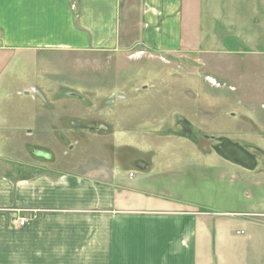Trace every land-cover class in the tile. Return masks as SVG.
I'll use <instances>...</instances> for the list:
<instances>
[{
  "label": "crops",
  "instance_id": "1",
  "mask_svg": "<svg viewBox=\"0 0 264 264\" xmlns=\"http://www.w3.org/2000/svg\"><path fill=\"white\" fill-rule=\"evenodd\" d=\"M199 1L205 4L203 29L197 25ZM239 1L0 0V51H143L189 60L208 53L229 61L224 79L234 76L241 87L248 77H258L262 89L264 50L256 46L263 31L249 38L247 44H254L249 47L217 38L229 34L220 22L229 21L225 3ZM243 58L248 62L236 63ZM7 64L0 63V73ZM203 64L212 68L215 63ZM253 65L261 70L250 74ZM38 90L25 88V95L35 101ZM85 121L67 108L0 110V132H16L23 143L22 154L15 157L0 152V264H264L263 211L212 213L178 204L169 184L164 191L155 189L162 174L151 172L153 165L161 162L158 169L165 172L169 164L178 171L181 159L194 155L192 148L200 151L196 145L179 142L189 148L184 147L187 152L178 162V140L142 143L136 149L141 156L130 157L134 168L120 166L114 158L85 169L81 161L75 170L52 150H45L47 161L33 163L31 153L38 158L39 149L48 146L32 138L47 130L82 133ZM101 124L114 137L120 129ZM56 137L64 156L77 147L75 142L66 149L68 137ZM152 148L155 152H149ZM162 148L173 149V158L165 153L166 160H160ZM22 217L28 219L23 226Z\"/></svg>",
  "mask_w": 264,
  "mask_h": 264
},
{
  "label": "rangeland",
  "instance_id": "2",
  "mask_svg": "<svg viewBox=\"0 0 264 264\" xmlns=\"http://www.w3.org/2000/svg\"><path fill=\"white\" fill-rule=\"evenodd\" d=\"M239 2L225 3L229 21L220 22L223 23L221 28L229 34L217 38L225 40L227 45L249 47L254 45L252 41L247 44L249 38L254 39L257 31H263V40L257 37L256 46L263 51L262 0ZM196 7L199 13L197 25L203 29L207 21L203 12L205 4L199 1ZM207 54H193L195 60H189L179 57L169 59L143 51L118 55L0 51V63H8L0 73V110L67 108L74 115L80 114L86 119V129L82 133L75 130L48 133L46 129L32 138L33 143L43 142L48 146L39 151L52 150L62 162H66L65 165L71 164L70 168L75 170H79L76 168L81 161L85 169L95 164L105 165L114 158L119 160L120 166L134 168L130 157L140 155L136 149L141 150L142 143L154 146L151 143L167 140H178L180 162L183 157L180 155H185L187 150L183 144L180 147L179 142L192 143L164 129L167 128L165 125H171L178 132L176 115L192 117L191 121L195 124L219 135L236 140L244 135L243 140L261 146L249 147L259 158L257 166L252 169L223 161L211 146L205 145L203 152L201 147V152L192 148L194 155L189 160L181 159L178 171L168 164L165 173L164 169H158L159 162L153 165L151 172L162 174L156 177L155 189L164 191V185L169 184V191L180 205L188 204L212 213L247 212L259 215L264 212V85L261 89L258 77H248L247 85L240 84L244 88L242 90L233 74L234 80L229 76L224 79L223 71H229L230 67L225 63L229 61L216 60L218 57ZM209 61L215 63L211 64L212 68L203 64ZM246 62L244 58L236 61L239 64ZM239 64L235 65V70L240 69ZM257 70L261 69L253 65L250 74ZM31 86H38L39 89L35 101L25 95V88L30 90ZM230 112L236 115H229ZM101 123L120 129L115 131L114 137V132L106 131ZM97 127L101 130L98 131ZM56 135L68 137L66 149L75 142L77 147L64 156ZM22 144L18 133L0 132L2 154H22ZM28 150L31 153L32 148ZM155 150L152 148L149 152ZM158 152L159 156H164L160 159L162 161L167 155L173 158L175 154L173 149L166 148ZM203 153L211 155L204 156ZM39 156L34 157L31 153L33 163L47 161L44 156Z\"/></svg>",
  "mask_w": 264,
  "mask_h": 264
},
{
  "label": "flooded vegetation",
  "instance_id": "3",
  "mask_svg": "<svg viewBox=\"0 0 264 264\" xmlns=\"http://www.w3.org/2000/svg\"><path fill=\"white\" fill-rule=\"evenodd\" d=\"M195 99H197L196 97H194ZM229 115H233L235 116V114H232L231 112L229 113ZM175 121V126L179 127L178 132H176L174 129H172L171 125H165L164 129H169L166 132L170 131L172 132L171 135H176L179 137H182L186 140H188L189 142H191L193 145H196L198 147H205V145H209L211 146V148L216 151L217 153H222L225 156L230 155V153H233V150L235 147H238L240 149H244L246 152V155L248 156V158L250 159H254L256 161V164L258 162V156L255 152L250 151L249 147H261L260 144L257 143H248L245 139H233L231 138V136H226V135H219L216 134V132H210L205 130L203 127H201L198 123L195 124L193 121H191L192 117H178ZM245 116H243L244 118ZM242 118V119H243ZM102 126V125H100ZM105 127V126H104ZM108 128V126H107ZM98 131H100V127H97ZM107 131V130H106ZM200 138H202L200 140ZM40 155L42 156H49V154L46 151H39ZM258 158V159H257ZM251 165V169L256 167L257 165ZM245 166L247 168H249L250 165L245 164Z\"/></svg>",
  "mask_w": 264,
  "mask_h": 264
},
{
  "label": "water",
  "instance_id": "4",
  "mask_svg": "<svg viewBox=\"0 0 264 264\" xmlns=\"http://www.w3.org/2000/svg\"><path fill=\"white\" fill-rule=\"evenodd\" d=\"M225 159H228L231 162H234L240 166H243L245 168H247L245 166V164L250 165L249 168L251 169V165H255L256 161L252 158H248V156L246 155V152L244 149H240L238 147H235L233 150V153H230V155L225 156L222 153H220Z\"/></svg>",
  "mask_w": 264,
  "mask_h": 264
},
{
  "label": "built area",
  "instance_id": "5",
  "mask_svg": "<svg viewBox=\"0 0 264 264\" xmlns=\"http://www.w3.org/2000/svg\"><path fill=\"white\" fill-rule=\"evenodd\" d=\"M27 220H28V219H27L26 217H22V218H20V220H19V224L23 226V225L26 223Z\"/></svg>",
  "mask_w": 264,
  "mask_h": 264
}]
</instances>
